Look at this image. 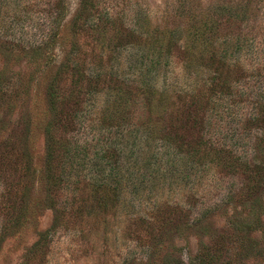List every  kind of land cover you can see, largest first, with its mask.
Masks as SVG:
<instances>
[{
	"label": "rangeland",
	"instance_id": "374dc122",
	"mask_svg": "<svg viewBox=\"0 0 264 264\" xmlns=\"http://www.w3.org/2000/svg\"><path fill=\"white\" fill-rule=\"evenodd\" d=\"M85 1L0 0V264H264V0ZM218 8L234 36L185 47Z\"/></svg>",
	"mask_w": 264,
	"mask_h": 264
},
{
	"label": "trees",
	"instance_id": "16d2710c",
	"mask_svg": "<svg viewBox=\"0 0 264 264\" xmlns=\"http://www.w3.org/2000/svg\"><path fill=\"white\" fill-rule=\"evenodd\" d=\"M91 0H86L82 4V13L86 10V5L88 2ZM219 9V8H218ZM217 11H214L212 14H202V16L198 15V13H193L189 12L187 18V26L185 28V36H186V41H185V47H189L192 50L197 51L198 54H204V51H219V47L217 46V42L221 40V37H232L234 36V26L235 25V19H237V13L232 8H228V13L230 11V14L223 20L222 18V11L219 9ZM236 15V16H234ZM238 27V26H237ZM158 42V41H157ZM148 46L149 51L153 55H147L150 58H154L153 60L151 58V63L150 65L144 70V72L141 73L142 69L140 70V96L146 100V105H147V113L151 115L153 112L154 106L152 104L151 99L153 97H156V90L152 85L150 84L146 77L152 72V70L156 69V67L160 63V58H163V50L160 48V46ZM156 49V50H154ZM217 52V51H216ZM216 52L214 54H216ZM148 54V53H147ZM212 60H215V56L211 57ZM161 98V97H159ZM152 107H151V104ZM148 127L147 125L140 126V132L145 134L146 136H149L147 138V141L152 140L150 133L148 132ZM161 142H163L166 145H169L171 147V144L173 145L170 140L166 137V139L161 138ZM148 144V143H147ZM183 144H178V148L180 151L183 149V153L185 157L189 161L192 162V158L197 155L196 153H189ZM47 153H46V161H45V167H46V174H45V179L48 185V190H51V187H54V181L52 178L51 174V165H52V160H53V151L49 143H47ZM199 148V147H197ZM186 150V151H185ZM198 151V150H197ZM195 152V151H194ZM145 153V152H144ZM143 153V156H144ZM62 166V164H61ZM60 166V167H61ZM21 170V167H19ZM24 172L26 171L25 169L23 170ZM153 172L149 175H151ZM17 187H19V191L15 192L17 194L14 195V198L10 199L11 201V206H12V223L13 224H18L19 221L23 218L24 216V203L26 201V185L24 184V180L20 179L18 180V183H13Z\"/></svg>",
	"mask_w": 264,
	"mask_h": 264
}]
</instances>
